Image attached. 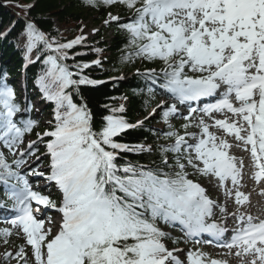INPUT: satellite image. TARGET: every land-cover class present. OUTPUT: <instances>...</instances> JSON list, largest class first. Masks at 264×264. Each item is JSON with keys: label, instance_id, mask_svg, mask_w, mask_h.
<instances>
[{"label": "snow or ice", "instance_id": "6c2138e0", "mask_svg": "<svg viewBox=\"0 0 264 264\" xmlns=\"http://www.w3.org/2000/svg\"><path fill=\"white\" fill-rule=\"evenodd\" d=\"M86 2L95 6L98 0ZM102 2L135 9L131 22L119 25L128 33L131 47L124 59L161 61L162 82L158 83L154 69L145 73L153 85L158 84L180 104L216 96L222 86L224 91L215 103L202 109L188 108L183 116L188 121L182 125L183 135L175 130L162 133L166 139H174V143L159 147L161 163L171 171L131 163L120 165L117 159L121 153L152 151L142 144L129 145L116 139L129 129L142 127L144 121L128 122L119 114L124 112L120 106L112 108V114L103 118L101 129L95 131L87 106L76 104L66 90L101 81L82 75L84 69L91 67L88 63L76 65L77 72L59 63L68 59V50L80 45L86 37L80 35L61 44L48 43L47 47L58 55L47 57L45 64L50 67L37 83L44 98L55 105V124L48 131L37 133V139L50 138L46 142V155L50 157L46 179L55 182L62 201L57 207L48 196L33 191L0 152V181L5 185L10 179L17 182L10 188V199L18 215L7 222L22 230L26 244L31 246L34 264H183L174 254L176 250L166 247L164 240L170 237L157 226L158 221L178 222L187 236L207 233L219 239L227 232L212 220L217 205L204 187L188 178L187 167L194 174L217 178L225 195L234 198L237 206L249 201V196L240 190L244 159L230 154L233 145L217 137L210 127L232 136L239 142L236 146L242 144L252 161V178L258 184L264 181V0ZM109 17L111 21L120 20L111 13ZM27 27L31 51L35 41L45 38L33 25ZM92 63L98 65L100 61ZM186 70L198 75H188ZM153 92L149 88V94ZM157 109L163 123L171 129L169 120L178 112L176 104L161 102L149 116L157 115ZM19 111L13 89L0 86V142L13 155L16 154L13 150L23 144L25 134L36 126L33 120L21 121L22 127L18 126L13 118ZM198 111L212 123L201 117L194 125L200 129L199 133H189L193 114ZM213 113L223 114L224 119H216ZM188 139L195 143H189ZM36 143L29 142L27 150L19 152L20 158L13 161L16 169L26 163L25 155H35ZM169 153L173 154V163H169ZM33 174L45 176L41 171ZM228 181L231 189L227 188ZM33 202L37 205L35 210ZM40 206L55 208L62 214L54 235L51 227H45ZM219 210L222 214L227 211L224 206H219ZM231 215L236 227L230 241L219 246L229 249L230 254L235 249L234 255L241 258V264H245L243 258L248 256L253 258L247 264H264V220L257 222L253 216L238 211ZM12 234L8 228L0 229L4 243H8ZM12 258L18 264H28L23 245L15 253L3 254L4 261ZM187 264L227 262L208 259L200 251H188Z\"/></svg>", "mask_w": 264, "mask_h": 264}, {"label": "trees", "instance_id": "16d2710c", "mask_svg": "<svg viewBox=\"0 0 264 264\" xmlns=\"http://www.w3.org/2000/svg\"><path fill=\"white\" fill-rule=\"evenodd\" d=\"M109 13L117 14L120 17L119 22L101 28L95 32L93 37L87 38L80 45L68 50L69 58L59 63L68 66L72 72H77L76 65L88 63L91 67L84 69L82 75L96 81L107 79L110 81L96 85L71 86L66 91L71 94L76 104L87 106L95 131H99L105 123L103 118L112 114L111 109L120 106H123L124 112L119 114L128 122L135 124L138 120L144 121L142 127L129 129L116 139L118 142L129 145L142 144L145 148L147 145H152V151L121 153L117 159L118 164L131 163L143 165L146 168H163L164 171H171L162 165L159 147L167 146L165 144L174 139H166L162 133L175 130L182 135L184 129L182 125L178 128L171 125L172 128L169 129L168 125L161 120L159 109H157V115L152 117L148 115L150 109H155L159 104L158 95L162 89L158 87V84L153 85L143 73L154 69L158 83L162 82L163 63L159 64V60L149 61L141 58L124 59L131 51V47L128 33L119 25L131 22L135 9H129L119 3L108 6L103 4L102 0H98L95 6L89 5L86 0H0V86L10 87L15 93V103L20 108L13 118L17 125L22 127L21 121L26 120L36 122L31 133H26L24 138L37 141L34 145L35 156H39L40 163L50 171V157L46 155V142L50 138L44 137L43 141H39L37 133L42 134L54 126L55 105L50 101L45 106L43 115L52 119L51 124L46 126L41 119L36 117L33 100L35 96L46 100L37 81L43 77L41 73L46 69L43 63L47 57L58 54L50 50L44 40L35 41L29 51L27 26L33 25L36 31L43 34L48 43L61 44L82 35L87 28V22L99 26L109 17ZM105 30L113 31L110 40L108 38H106L107 41L105 40ZM96 60L100 61L98 65L92 63ZM120 75H125V77L130 75V77L111 81ZM73 78L79 79V76ZM19 80H22L24 89L17 87ZM149 88L154 89L151 95ZM169 123L171 124L170 120ZM3 148L0 143V152L4 151ZM168 156L169 163H173V154L169 153ZM5 159L15 170L13 161L6 156ZM16 183L15 179H10L8 184L15 185ZM2 188L5 189L6 185L0 181V194L3 193ZM55 190L54 184L47 192L40 193L54 196L50 199L58 203L62 196L59 191ZM0 203H7V200L2 198ZM175 241L177 242L173 243L171 240V243L174 245L181 243L178 239ZM0 264H6V261Z\"/></svg>", "mask_w": 264, "mask_h": 264}, {"label": "rangeland", "instance_id": "374dc122", "mask_svg": "<svg viewBox=\"0 0 264 264\" xmlns=\"http://www.w3.org/2000/svg\"><path fill=\"white\" fill-rule=\"evenodd\" d=\"M87 25V28L83 31V36L85 37H88V36H91L93 31L95 29V26L91 23V22H87L86 23ZM45 64V62H44ZM46 65V69L45 71H43L41 73V75L43 77L46 76V73L50 67V65L48 64H45ZM187 72V70H186ZM187 74L189 75H198L196 73H191V72H187ZM20 86V83L19 85ZM20 88V87H19ZM40 99H37L34 103V107H36L35 109V112L37 113L38 115V118H41L43 120V123L44 124H48L51 123V119L48 118V117H44L42 118V109H43V105L42 104H46V102L42 103V101L38 103ZM165 100L162 99V102H164ZM177 116H175L174 118L177 119V120H182V116L184 115H187V112L184 113V110H181V111H178ZM201 117L198 116V114H194L193 117H192V120H191V123H192V133H199L200 129L198 127H195L194 125H196L199 121ZM206 123H209L210 124V121L209 120H205ZM212 127H210L211 129ZM211 131V130H210ZM217 137H221V138H225L228 140V142L230 144H232L233 146L231 147V149H229L230 153H232V155L236 156L237 158H240L242 157L244 159V164H245V167L243 169V179L245 180H242L241 181V187H240V190L244 193H247L248 196H250V200L253 201L252 203L255 204V202H258V203H262V201L264 200V196L260 195V193H258L256 191L257 188L254 187L255 183L251 180L250 177H252V172L250 171L251 170V162L249 160H247L248 156H249V153L248 152H245L243 151V145L241 144L240 147L236 146L239 142L235 141L234 138H229L228 136H226V134H224L221 129H215L214 131H212ZM31 142V140H23V144L20 145V148L19 149H14L13 151L16 153L15 155H13L12 152H9V150L7 148H5V153L8 154V156L10 157H13L11 159L15 160V159H19L20 156H19V152L20 151H26L27 150V145L28 143ZM188 142L189 143H195L194 140L192 139H188ZM242 147V148H241ZM24 159L27 158L26 160V166L24 165L23 167L24 168H21V170L19 171V174L20 176H22L25 180H27L28 184L31 186L32 190L34 189V181L35 180H39V181H42L40 182V186H43L44 185V180H47L46 179V174H47V170L46 169H42L40 170L41 172H44L45 173V176H38V175H35L33 176V178H31V175H26L24 172L25 170L30 167L31 165H34L35 164V160L33 158H31V156L29 155H25L23 157ZM246 168H248V170L250 171H247ZM189 170H190V173H191V179L196 182V183H199L201 186H204V184L208 183V189L206 191V194L209 196L210 199H212L216 204L217 202L220 200L221 203L223 205H226L227 209L229 210V214L226 215L225 217L226 218H232V221H235L234 217L231 215V213H234L236 212L235 210L236 209H240V212L241 214H248L249 212H252V216L255 217V218H259V217H262V215L264 214V201L263 203L261 204V206H258V207H254V205L252 203L249 204V206H252L248 207V204H244V206H237L233 201H232V198L230 199L229 197H227L225 195V189L220 187L219 186V181L217 178L213 177V176H201L199 174H194V170L189 167ZM245 172H248V176H245ZM29 174V173H28ZM26 175V177H25ZM248 177V178H247ZM52 183V182H50ZM211 183V185H209ZM49 184V183H48ZM226 185H227V188L231 189L233 186L231 184L230 181L226 182ZM10 192V191H9ZM248 203V202H247ZM246 206V207H245ZM56 218L54 219V224L52 225V234L54 235L58 230H59V226L61 224V221H62V215H59L57 214V216H55ZM43 219H45V226H46V221H47V215L43 217ZM4 228H8L12 231V235L10 237H8V243H4V237L3 236H0V263L1 261H3V254L5 252H13L15 253V251L20 247V246H24L25 247V251L28 253V264H34V258L32 257V254H31V247L29 245L26 244V241H25V238H24V234L22 232V230L20 229H17V228H13L12 225H10L8 222H5L4 220H0V229H4ZM164 232H166L168 234V236H171V237H179L183 240V236H181L180 234V230L179 229H170L169 227L168 228H164ZM183 237V238H182ZM51 238V237H50ZM49 238V239H50ZM165 245H169L167 243H165ZM185 250V253L183 254H178L177 257L183 262V264H187V252L188 251H200V252H203L205 254H207V258L208 259H216V260H221L223 258H218L216 255H214L216 253V251H212V252H209L203 248H200V247H197V246H194L193 244H190V243H186L184 244V247H183ZM214 253V254H212ZM240 257H237V256H234V255H231L230 253L228 254L227 256V259L225 260H221V261H226L227 264H241V260L239 259ZM253 257L251 256H248V257H244V261H245V264H247L248 261H250ZM12 260H15V261H12ZM11 262V263H10ZM6 264H18L17 262V259L16 258H12L10 259ZM23 264V262H22Z\"/></svg>", "mask_w": 264, "mask_h": 264}, {"label": "bare ground", "instance_id": "6f19581e", "mask_svg": "<svg viewBox=\"0 0 264 264\" xmlns=\"http://www.w3.org/2000/svg\"><path fill=\"white\" fill-rule=\"evenodd\" d=\"M196 103H198V102H196ZM188 104H189V102H188ZM212 131H214L215 129L214 128H212L211 129ZM229 136V135H228ZM231 136H229V138H230ZM248 172H245V176H248V174H247ZM251 176V175H250ZM250 176H248V177H250ZM247 177V178H248ZM242 180H244L243 178H242ZM251 180H252V178H251ZM245 181V180H244ZM209 185H211V183L209 184ZM212 186V185H211ZM202 187H204L205 189H206V191H207V189H208V183H206V184H204V186H202ZM261 193V195L262 196H264L263 195V193H262V191L260 192ZM246 195H248L247 193H245ZM250 197V196H249ZM232 201L234 202V198H232ZM235 203V202H234ZM216 204V203H215ZM248 204V207H249V209H250V207L252 206V204H251V206H249V202L248 203H246V205ZM217 207H215L214 208V215H213V218H212V220H214L216 223H218L219 225H221L222 227H224V228H229V226L231 225V223L233 222L232 221V218H226L225 216L226 215H228L229 214V210L226 208V213H224V214H222L221 212H220V210H219V206H224V207H227L226 205H223L222 203H221V201L219 200L218 202H217ZM244 206V205H243ZM242 206V207H243ZM246 207V206H245ZM236 212L238 211V212H240V209H236L235 210ZM171 224H173L175 227H176V225H178V222H172ZM185 231V230H184ZM226 239V235H224L223 237H221V238H219V239H217L216 237H207L205 234H202V235H200L199 236V238H198V240H201L200 241V244H202V243H204L206 240H208V241H211V240H214V242H216V243H212V247H213V250H217V252L215 253L216 255H217V257L218 258H223V259H221V260H225L226 258H227V256H228V251L224 248V247H219L218 248V246H217V244H222V242L224 241ZM236 250L235 249H233L232 250V254L231 255H234V252H235ZM235 256V255H234ZM240 260H241V258H239Z\"/></svg>", "mask_w": 264, "mask_h": 264}]
</instances>
